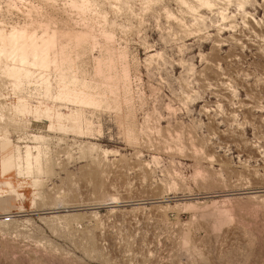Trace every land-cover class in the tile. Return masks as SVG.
<instances>
[{
    "label": "rangeland",
    "instance_id": "1",
    "mask_svg": "<svg viewBox=\"0 0 264 264\" xmlns=\"http://www.w3.org/2000/svg\"><path fill=\"white\" fill-rule=\"evenodd\" d=\"M0 32L43 38L0 55V264H264V0H0Z\"/></svg>",
    "mask_w": 264,
    "mask_h": 264
},
{
    "label": "bare ground",
    "instance_id": "2",
    "mask_svg": "<svg viewBox=\"0 0 264 264\" xmlns=\"http://www.w3.org/2000/svg\"><path fill=\"white\" fill-rule=\"evenodd\" d=\"M42 39L43 38L36 36L35 33L31 36H27L18 32L8 39L3 32H0V55H6L19 66H25L28 63L31 51L34 52L35 61H38L40 58L41 55L38 53L40 49L39 41ZM50 42L51 41H47L45 43L47 50L44 52V63L49 62L48 47L50 46Z\"/></svg>",
    "mask_w": 264,
    "mask_h": 264
}]
</instances>
